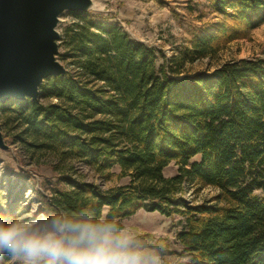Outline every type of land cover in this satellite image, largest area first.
<instances>
[{
  "label": "trees",
  "instance_id": "16d2710c",
  "mask_svg": "<svg viewBox=\"0 0 264 264\" xmlns=\"http://www.w3.org/2000/svg\"><path fill=\"white\" fill-rule=\"evenodd\" d=\"M212 3L221 22L170 58L100 15L81 17L63 37L74 73L45 78L37 99L0 102L15 140L61 176L44 212L89 205L121 223L142 207L177 214L183 264H264V58L182 69L264 23V0ZM76 162L99 181L69 175ZM186 181L217 193L190 201Z\"/></svg>",
  "mask_w": 264,
  "mask_h": 264
},
{
  "label": "rangeland",
  "instance_id": "374dc122",
  "mask_svg": "<svg viewBox=\"0 0 264 264\" xmlns=\"http://www.w3.org/2000/svg\"><path fill=\"white\" fill-rule=\"evenodd\" d=\"M79 11L65 10L60 14L57 29L58 59L70 72L75 71L64 33L68 26L86 15H100L104 20L117 25L132 38L153 46L170 58L191 47L199 30L221 22V15L215 10L212 0H93V7L79 14ZM264 58V23L249 29L244 37L235 38L219 49L215 57L206 56L195 61H185L183 73H193L217 65L233 58ZM165 58V57H164ZM159 56L157 62L165 61ZM0 110V125L9 148H0V212L14 215L18 210L29 216H40L45 212L44 197L51 195L52 188L61 176L47 161L33 160L24 146L17 140L13 130L4 120ZM195 156L194 159H197ZM115 173L119 167H113ZM178 164L170 162L164 169L166 176L176 174ZM75 177L99 181V176L84 162H76V172L68 171ZM83 175V176H80ZM127 178H121L125 181ZM217 190L199 187L185 182L182 195L193 202H203L214 197ZM6 201V204L3 202ZM122 223L137 234H148L152 245H164L172 253L166 257L168 264H183L189 258H181L177 232L184 227L185 220L180 215H165L144 207L125 217Z\"/></svg>",
  "mask_w": 264,
  "mask_h": 264
},
{
  "label": "clouds",
  "instance_id": "9594fccd",
  "mask_svg": "<svg viewBox=\"0 0 264 264\" xmlns=\"http://www.w3.org/2000/svg\"><path fill=\"white\" fill-rule=\"evenodd\" d=\"M147 240L89 205L40 216L0 212V264H168L167 247Z\"/></svg>",
  "mask_w": 264,
  "mask_h": 264
},
{
  "label": "water",
  "instance_id": "95a60500",
  "mask_svg": "<svg viewBox=\"0 0 264 264\" xmlns=\"http://www.w3.org/2000/svg\"><path fill=\"white\" fill-rule=\"evenodd\" d=\"M92 7L93 0H0V102L37 99L45 78L68 71L57 57L60 14ZM0 148H9L1 125Z\"/></svg>",
  "mask_w": 264,
  "mask_h": 264
},
{
  "label": "crops",
  "instance_id": "0c3cea01",
  "mask_svg": "<svg viewBox=\"0 0 264 264\" xmlns=\"http://www.w3.org/2000/svg\"><path fill=\"white\" fill-rule=\"evenodd\" d=\"M179 242V241H178ZM181 246V245H180Z\"/></svg>",
  "mask_w": 264,
  "mask_h": 264
}]
</instances>
